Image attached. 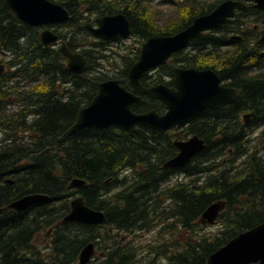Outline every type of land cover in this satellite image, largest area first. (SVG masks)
<instances>
[{
	"label": "trees",
	"instance_id": "1",
	"mask_svg": "<svg viewBox=\"0 0 264 264\" xmlns=\"http://www.w3.org/2000/svg\"><path fill=\"white\" fill-rule=\"evenodd\" d=\"M52 1L70 11V19L54 30L87 57L81 75L67 69L56 47L41 43L40 27L19 24L0 0V62L5 54L10 69L0 78V264H79L80 251L91 241L98 253L89 264H202L238 233L264 221V44L253 27L264 10L247 3L229 23L174 54L180 66L211 67L225 85L238 88L233 102L165 133L147 127L71 132L79 109L97 93L95 81L118 78L132 90L129 70L141 52L140 45L128 46L130 53L108 52L124 39H95L85 23L123 12L132 36L142 43L181 31L221 0H167L174 18L155 12L147 0ZM173 66H161L156 76L144 74L142 84H171ZM142 97L133 105L135 112H165L161 101ZM248 112L252 115L244 122ZM187 135L202 138L204 148L183 167L164 168L177 153L175 139ZM75 178L85 186L70 188ZM29 193L49 198L21 211L7 208ZM76 194L105 212L103 225L64 221ZM217 201L224 203L217 217L221 228L202 232V212ZM156 228L167 232L168 240L141 250L135 235ZM49 229L46 250L38 235Z\"/></svg>",
	"mask_w": 264,
	"mask_h": 264
},
{
	"label": "water",
	"instance_id": "2",
	"mask_svg": "<svg viewBox=\"0 0 264 264\" xmlns=\"http://www.w3.org/2000/svg\"><path fill=\"white\" fill-rule=\"evenodd\" d=\"M252 1L253 7L264 9V0ZM4 2L14 13L17 22L32 27H44L40 32L41 43L58 46L57 51L66 60V67L70 72L81 75L88 69L89 61L84 53L71 49L57 32L48 27L69 20L70 11L62 4L52 0ZM244 7L245 3L242 1L223 0L210 12L193 18L183 30L173 35H153L142 43L140 56L129 70L130 85L137 92L162 101L166 106L164 113H159L156 109L135 112L133 105L142 100V95L127 89L118 78L95 81L96 95L87 106L79 109L75 123L69 131L84 128L147 127L165 133L172 127L184 126L190 119L208 109H216L235 100L239 90L221 85L218 75L210 68L176 67L173 69V86L159 83L146 87L141 78L148 71L166 64L176 50L185 47L193 38L202 36L203 31L219 28L227 23L236 9ZM94 22L96 25L93 22L85 23L84 28L97 39L113 41L117 38H128L132 33L131 21L123 12L101 15ZM262 22L259 42L264 43V19ZM3 73L4 65L0 64V76ZM251 114L252 112L244 114L243 120L248 121ZM174 146L177 153L164 163L166 169L183 166L204 148L205 143L198 135H192L187 139H176ZM7 182L12 184L13 180L8 179ZM85 184V180L75 178L69 187L83 188ZM48 198L46 194L31 193L13 201L7 208L20 211ZM223 206L221 201L210 204L202 212V221L212 224ZM2 210L0 208V212ZM64 221L101 225L106 221V214L102 210L89 207L82 195H76L71 200V210L64 217ZM96 250L95 242L86 244L79 253V264H89L96 255ZM49 264L59 263L52 261ZM202 264H264V221L238 233L212 252Z\"/></svg>",
	"mask_w": 264,
	"mask_h": 264
},
{
	"label": "rangeland",
	"instance_id": "3",
	"mask_svg": "<svg viewBox=\"0 0 264 264\" xmlns=\"http://www.w3.org/2000/svg\"><path fill=\"white\" fill-rule=\"evenodd\" d=\"M147 1H148L147 3L154 9L155 12H163L160 15H164L165 17H168V18H174V15H172V13H171V11H173V8H172L171 4L167 2V0H147ZM153 9H150V10H153ZM139 45H141V43L137 42L136 38L131 36L127 39H124L123 42H119V44H117V45L116 44L111 45L110 49H112V51H108V52L114 53V51H116V52H121V51L124 52L125 51L124 53H126V52H129L126 49V48H128V46L133 47L132 49L135 50ZM119 47H121L123 49L119 50ZM114 57H116V59H117L118 56L115 55ZM103 65L105 67V70L110 72L109 64L104 63ZM157 71L158 70H156V71L154 70V71H152L153 73L152 72H150V73H152L153 76H156L158 74ZM160 73H162V72L160 71ZM262 151H264V148H262L261 152ZM174 177H175V175H173L171 181L175 180ZM76 195H80V194H76ZM76 195H72L71 200ZM205 224H206V226H204L202 229V232H205V233L216 232L219 230V228H221V223L218 220L214 221L212 224H208V223H205ZM168 237H169V235L167 232H163V231L160 232L159 228H156V229H152L150 231H142L140 233H137L135 235V240L138 243V246L141 248V250H143V249H150L149 246L156 245L163 240L167 241ZM170 239H172V238H170ZM38 241L40 242L42 247H45L46 250H49V245L51 242V230L49 229L47 232L45 231V232L39 234L38 235ZM145 253H147V252H145ZM152 255L155 258H158L159 261L161 260L159 255H155V254H152Z\"/></svg>",
	"mask_w": 264,
	"mask_h": 264
},
{
	"label": "flooded vegetation",
	"instance_id": "4",
	"mask_svg": "<svg viewBox=\"0 0 264 264\" xmlns=\"http://www.w3.org/2000/svg\"><path fill=\"white\" fill-rule=\"evenodd\" d=\"M241 1L246 2V6H247V3H249V4L252 6V2H249L248 0H241ZM246 6H245V7H246ZM245 7H244V8H245ZM244 8H243V9H244ZM241 10H242V9H241ZM260 10H264V9H260ZM238 11H240V10H238ZM238 11H236V13H237ZM236 13H235V14H236ZM263 18H264V17H263ZM263 18H262V20H263ZM262 20H261V22H262ZM253 27H254V28H259V31H260V29H261L262 26H261V23H259V25H257V24L255 25V24H254ZM219 28H221V27H219ZM219 28H217V29H219ZM207 32H208V31H207ZM186 47H187V46H186ZM186 47H183V48H186ZM181 49H182V48H181ZM181 49H178V50H176L175 52H177V51H179V50H181ZM175 52L171 55L170 59L168 60V64H169V63H174V66H173V68H172V73H173V69H175L176 67H183V66H180V64H179L177 61H175V55H174ZM2 56H3V58H4V62H1V63L5 65L6 73H7L8 71H10L9 66H8V60H9V59H7L8 57H7L5 54H2ZM185 68H189V67H185ZM152 73H153V72H152ZM152 73H151V74H152ZM3 75H5V74H3ZM3 75H2V76H3ZM148 75H149V74H148ZM172 80H173V77H172V79H171V84H166L165 82H162V83H164V84H166V85H169V86H173V85H172ZM220 81H221V83H223V81H222L221 79H220ZM223 84H224V83H223ZM226 86H228V85H226ZM228 87H229V86H228ZM15 99H16V98H13L12 100L15 101ZM235 100H236V99H235ZM233 101H234V100H233ZM233 101H232V102H233ZM230 103H231V102H230ZM164 105H165V104H164ZM17 107H18V109H20V106H18V105H17V106H16V105L13 106L12 108H17ZM217 109H218V108H217ZM209 110H210V109H209ZM205 112H206V111H205ZM205 112H204V113H205ZM202 114H203V113H202ZM200 115H201V114H200ZM198 116H199V115H198Z\"/></svg>",
	"mask_w": 264,
	"mask_h": 264
},
{
	"label": "bare ground",
	"instance_id": "5",
	"mask_svg": "<svg viewBox=\"0 0 264 264\" xmlns=\"http://www.w3.org/2000/svg\"><path fill=\"white\" fill-rule=\"evenodd\" d=\"M239 1H241V0H239ZM90 22V21H89ZM249 23V22H248ZM87 58V57H86ZM228 162V161H227ZM30 194V193H29ZM17 200V199H16ZM71 222V221H70ZM79 223V222H78ZM85 224V223H84Z\"/></svg>",
	"mask_w": 264,
	"mask_h": 264
}]
</instances>
